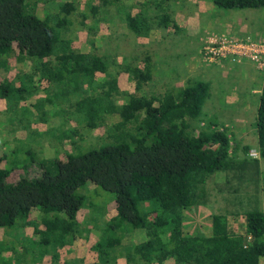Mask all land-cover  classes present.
<instances>
[{
    "label": "trees",
    "instance_id": "1",
    "mask_svg": "<svg viewBox=\"0 0 264 264\" xmlns=\"http://www.w3.org/2000/svg\"><path fill=\"white\" fill-rule=\"evenodd\" d=\"M42 1L45 4L59 0ZM77 1H60L57 13L44 15L30 0H0V71L8 72L11 62L28 61L32 63L33 75L48 82L47 86H57L49 82L53 78L60 80L61 91L73 97L71 104L76 113V122L71 121V125H76L72 126L73 138L80 133L77 126L86 132L103 127L106 132L109 128L99 148L80 155L57 149L59 158L53 159L55 166H43L39 178L7 184L10 169L0 167V229H14L16 232L9 234L21 242L26 228H32V238H25L26 242L21 244L23 252L34 247L38 252L36 262L48 255L55 263L58 250L80 231L79 213L84 207V197L77 190L93 185L114 197L115 215L101 228L92 247L101 264L107 263L110 253L122 246L119 233L130 238L136 233L143 235L142 242L131 241L124 247L129 263L264 264L261 210L243 213L244 234L240 236L229 231L224 215L200 217L196 210L204 205L202 198L208 180L219 173L228 176L241 165L239 148L232 145L227 130H219L213 124L199 127L188 122L200 118L209 86L196 82L147 96L142 90L153 77L151 52H141L143 59L131 56L129 61L126 57L118 65L114 64L116 57L110 56L109 66L95 44L84 54L74 48L71 39L61 35L73 24L71 16ZM90 1L92 11L96 12L98 7L93 2L106 9L119 5L121 0ZM212 2L226 10L264 8V0ZM141 13L142 7L123 18L129 33L137 32L138 37L137 24L140 30L142 26L137 16ZM261 73L255 135L263 159L264 72ZM121 74L134 83L139 96L120 91ZM97 75L103 78L98 79ZM12 90L10 80L0 81V99H5ZM119 96H126V102L117 104L114 100ZM113 117L118 121L108 127L107 120ZM76 145L72 140V150H76ZM249 150L248 146L241 147L244 156ZM28 155L32 161L36 158L34 153ZM3 158L0 157V164ZM243 163L260 173L259 160L244 158ZM34 212L41 216L40 225L32 219ZM247 238H251L250 243ZM16 247L9 241L0 242V264L16 262L13 259ZM8 252L13 254L6 259L3 254Z\"/></svg>",
    "mask_w": 264,
    "mask_h": 264
},
{
    "label": "rangeland",
    "instance_id": "2",
    "mask_svg": "<svg viewBox=\"0 0 264 264\" xmlns=\"http://www.w3.org/2000/svg\"><path fill=\"white\" fill-rule=\"evenodd\" d=\"M60 1L67 2L69 0L52 1L45 4L42 0H30V4L36 7V10H39L41 14L48 15L58 12ZM142 2H146V4L141 6L142 13L137 16V21L142 26L140 30L141 27L137 24L139 37L153 36L145 42H140L139 37L136 36L137 32L129 33L125 21H123L126 13H136ZM181 2L182 0H121L119 5L109 6L106 9L99 7L97 2H93L94 6L98 7L97 11L93 12L90 0H78L76 10L71 16L73 24L61 35L66 39H71L74 48L84 54L89 53L91 46L95 44L98 53L105 58L109 66L112 65L110 56L116 57L115 65L122 64L126 57V60L129 59V61L131 56L132 58L137 56L143 59L144 54L141 52H150L149 49L158 38V35L166 31L167 25L164 26L165 23L169 21L175 23L177 18L176 9L181 10L178 7ZM217 11L220 14L223 13L226 17L236 12L238 15L240 14L239 16H243L244 22H249L250 20L245 19H249L252 14L253 25L257 26L264 22V8L253 10L217 8ZM84 14H88L86 19L83 18ZM213 15L217 17V13ZM82 22L83 25H81ZM179 34L182 35L183 33L179 32ZM180 42V39H175V41L173 39L172 41L163 38L161 44H158L159 48L162 46H165L166 49L172 47L168 51L170 54L160 55L164 59L156 67L157 71H160V75L155 80L152 77L151 82L144 85L142 91L147 96L159 95L171 87L175 88L174 84L176 82L178 84L176 88H183L187 84L192 85L196 82H202L209 86V95L201 107L200 118L188 120V122L195 123L199 127L213 124L219 130H227L232 145L239 148L237 155L241 159L238 161L241 162V165L228 176L219 173L211 177L205 186L206 195L202 198L204 205L196 208V210L200 217L213 214L224 215L227 218L229 231L231 233L237 232L240 236L244 234L243 213L254 209H259L264 213V158H260L255 135V118L259 98L251 95L254 99H252V107L248 105L249 108L245 111L243 110L244 106L241 104H237L233 108L221 105V100L225 99L221 96L223 93L235 94L244 102L247 101L246 104H248L250 96L244 90L241 91V88L244 89V84H240V82L245 80L240 81L236 72L238 68H228L226 74L223 75V70L216 67L217 65H210L205 67L207 71L202 74H193L194 76L189 75V77H186V75L181 76L184 68H188V63L184 62L185 57L180 55L185 50L178 49L177 46H180ZM188 51L186 50V55L193 54V51L189 53ZM242 62L245 64L240 67L239 71L242 70V72L253 75L257 79L255 83L258 81L259 87L263 79V73L256 71L248 61ZM177 73L180 76L172 84L169 83L166 75L169 74L170 78L174 80ZM190 77V82L187 83ZM97 78L101 79L103 77L97 75ZM2 79L10 80L13 87V90L7 94L5 99H0V154L4 155V158L1 156L3 161H1L0 167L4 168L6 166L10 169V174L6 179L7 184H15L23 178H39L43 166H55L53 159H58L59 156L50 157V150L55 153L57 149L60 152L66 150L73 153L74 151L76 155H80L92 148H99L107 137L109 128L106 132L104 127L86 132L77 126L80 133L73 138L71 132L74 128L72 126L76 128V125H71V121L76 122L74 120L76 113L74 114V108L71 104L73 97L71 94L61 91V87H58L60 86V80L51 79L49 82L57 86L50 87L47 86L49 83L45 80L36 78L33 75L32 63L28 61L21 64L11 62L8 72L0 71V81ZM167 84L169 86H166ZM118 86L122 92L135 93L134 83L124 74L118 77ZM47 89H50V91ZM135 94L139 96L141 93ZM126 100V96H119L114 101L121 105ZM221 106L226 108L222 109ZM238 119L242 121L241 124L238 123ZM117 121L116 117L109 118L107 120L108 127ZM80 137L82 138L80 139ZM84 137H86V140ZM10 139L14 141L11 142ZM72 140L77 142L76 150L75 148L72 150ZM244 146H248L250 149L247 156H244L241 151V147ZM29 152L34 153V157H36L33 161L28 155ZM244 158L259 160L260 173H255L253 169L242 165L244 164ZM234 174L238 178H233L232 175ZM255 175L257 176L255 177ZM95 190L93 185H86L84 188L77 190V194L84 197V207L79 213L80 231L74 240L69 241L65 247L58 250V258L55 263L51 262L48 255L43 256L36 262L35 257L38 252L34 247H28V250L24 249L23 252L22 242H26L25 238H32V228H26L25 238L22 237L21 242L9 234L15 233L14 229H0V242L9 241L17 246L16 255H13L16 262L12 264H101L98 262L97 254L92 250V247L98 241L101 228L115 215V207L113 206V195L100 189H97L96 192ZM140 206L145 207L146 204ZM32 215L34 223L40 225L41 216L35 212ZM117 235L121 237L122 246L115 248L110 253L108 262L105 264H135L134 262L129 263L126 259L127 250L124 247H127L131 241L133 243L142 242L144 240L143 235L136 233L135 236H131L132 238L122 233ZM19 243L20 245H18ZM7 254L12 256L13 252L12 254L11 252L6 253V256Z\"/></svg>",
    "mask_w": 264,
    "mask_h": 264
},
{
    "label": "crops",
    "instance_id": "3",
    "mask_svg": "<svg viewBox=\"0 0 264 264\" xmlns=\"http://www.w3.org/2000/svg\"><path fill=\"white\" fill-rule=\"evenodd\" d=\"M141 3V2H139ZM145 2H142L140 4V8L142 5H144ZM181 10L176 9V21L175 23L169 21L167 22V28L166 31L158 35V38L153 43V45L150 47V55L152 58V65H153V79H157L160 75V71H157L156 67L157 64L160 61H163L160 55H166L170 54L168 51L169 49H166L165 46H158V44H161L163 38L170 39L175 41V39H180L181 42L179 43L180 46H177L179 50L185 49L180 55H183L185 57V61L188 63V68H184L182 75H186V77H189V75H195V74H202L204 73L206 68L210 65H217L216 67H219V69L223 70L222 74H226V69H234L238 68L236 70L237 75L241 80H245L244 82L241 81L240 84H244V89L241 88V91H245V93L248 94L249 101L248 104L241 100V98L235 94L231 95L230 93H223L221 96L225 97L224 100H221V105L228 108H233L237 104H241L243 107V110H247L249 106L252 107V96H258L261 91V85L258 87V81L255 83V77L253 75H249L246 72H242V70L239 71L240 67H242L243 62L238 63L232 59L224 60L220 64H209L202 61L200 51L203 46V43L205 39L211 35H224L230 38H234L237 40L245 41V42H251V43H260L264 42V22L260 25H253V16L249 17V22H244L242 19L243 16H239L238 13H233L229 17H226L223 13L220 14V12L217 11V7L213 4L212 0H182L180 5ZM125 8V4H124ZM187 8V9H185ZM253 10V9H250ZM137 12V11H136ZM214 13H217V17L213 15ZM179 32L183 33L182 35L179 34ZM153 36H146V37H139L140 42H145L150 40ZM171 37V38H169ZM176 43V42H175ZM178 44V43H176ZM156 46V47H155ZM155 47V48H154ZM186 50L193 51V54L186 55ZM250 63V62H249ZM256 71H258L255 66L250 63ZM232 67V68H231ZM259 72V71H258ZM261 73V72H259ZM193 75V76H194ZM180 76L179 73L174 77V80L170 78L169 74L166 75V77L169 79V83H173L178 77ZM191 77L189 78L190 81ZM187 80V79H186ZM263 80V79H262ZM255 83V84H254ZM177 82L174 84L175 88L177 87ZM166 86H169L168 84ZM184 86V85H183ZM174 87H171L169 90H171ZM181 88V87H180ZM168 90V89H167ZM233 91V90H232ZM243 93V92H242ZM254 100V99H253ZM249 105V106H248ZM221 106L222 109H225L226 107ZM238 123L241 124L242 121L238 119ZM7 135V134H6ZM11 142H13V139H10ZM3 157V154H0V157ZM55 158L57 156V152L55 153L53 150H50V157ZM2 164V163H1ZM264 214V213H263ZM228 226V222H227ZM229 229V228H228ZM244 229V226H243ZM242 233V232H241ZM235 235H238L239 233H232ZM4 258H10L11 256H6V253L3 254Z\"/></svg>",
    "mask_w": 264,
    "mask_h": 264
},
{
    "label": "built area",
    "instance_id": "4",
    "mask_svg": "<svg viewBox=\"0 0 264 264\" xmlns=\"http://www.w3.org/2000/svg\"><path fill=\"white\" fill-rule=\"evenodd\" d=\"M202 61L208 64H220L232 59L238 63L248 61L259 72H264V42L251 43L224 35H209L201 48ZM251 238H247V243Z\"/></svg>",
    "mask_w": 264,
    "mask_h": 264
}]
</instances>
